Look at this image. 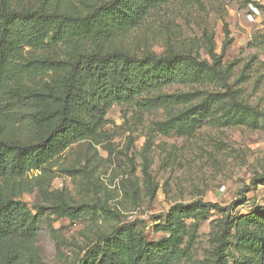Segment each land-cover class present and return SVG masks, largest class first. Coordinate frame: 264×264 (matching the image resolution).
<instances>
[{"label":"rangeland","instance_id":"1","mask_svg":"<svg viewBox=\"0 0 264 264\" xmlns=\"http://www.w3.org/2000/svg\"><path fill=\"white\" fill-rule=\"evenodd\" d=\"M39 1L7 5L30 9ZM252 6L260 10L253 20ZM105 48L206 60L222 70L231 90L211 70L186 69L191 61L184 60V83L163 91L177 97L173 105L145 109L147 97L116 103L101 136L73 144L33 171L38 185L20 199L35 215L38 235L24 264H78L100 236L118 227L174 244L184 255L176 264H217L227 221V264H264V244L239 240L241 234L264 238V117L243 105L264 113V0H171ZM25 54L69 58L67 48L56 45L26 47ZM51 75L30 84L43 88ZM188 109L199 116L194 126L169 127ZM0 134L10 137L9 127L0 123ZM198 201L220 208L193 204Z\"/></svg>","mask_w":264,"mask_h":264},{"label":"trees","instance_id":"2","mask_svg":"<svg viewBox=\"0 0 264 264\" xmlns=\"http://www.w3.org/2000/svg\"><path fill=\"white\" fill-rule=\"evenodd\" d=\"M168 1L40 0L34 8L10 9L7 0H0V123L10 132V137L0 134V264H24L25 251L37 239V219L20 199L38 185L39 175L31 173L44 169L73 144L101 136L114 104L147 97L142 102L145 109L170 107L177 97L163 91L184 83V60L192 62L186 69L211 70L231 90L222 70L206 60L173 54L137 56L105 48L110 39L138 27L154 7ZM50 45L66 47L69 58L25 54L26 47ZM49 73L53 75L43 88L30 84ZM243 105L264 117L257 108ZM198 120L195 110L188 109L172 118L169 127L188 129ZM193 204L220 208L212 202ZM230 227L227 221L217 264H227L224 246ZM239 240L260 249L264 244V238L249 234H241ZM86 255L78 264L94 259L99 264H176L184 256L166 240L146 241L124 227L100 236Z\"/></svg>","mask_w":264,"mask_h":264},{"label":"built area","instance_id":"3","mask_svg":"<svg viewBox=\"0 0 264 264\" xmlns=\"http://www.w3.org/2000/svg\"><path fill=\"white\" fill-rule=\"evenodd\" d=\"M259 14H260V10H259V8H258L257 6H252V7H251V10H250V12H249V14H248V16H249V18H250L251 20H253V19H255Z\"/></svg>","mask_w":264,"mask_h":264}]
</instances>
